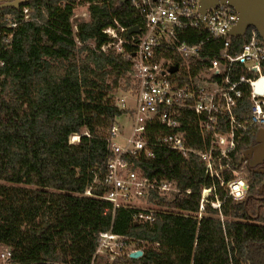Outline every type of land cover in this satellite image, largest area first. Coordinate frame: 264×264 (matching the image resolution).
Masks as SVG:
<instances>
[{"label": "trees", "instance_id": "1", "mask_svg": "<svg viewBox=\"0 0 264 264\" xmlns=\"http://www.w3.org/2000/svg\"><path fill=\"white\" fill-rule=\"evenodd\" d=\"M82 3L89 19L76 24V0H29L19 10L0 11V245L10 251L9 264H96L103 232L123 238L129 252L142 251L136 260L126 252L111 264H264V174L239 164L257 128L244 133L222 159L226 170L211 179L199 156L184 159L157 146V137L170 131L152 124L145 134L152 157L123 160L128 171L155 184L171 183L175 192L149 190L146 202L157 210L144 223L133 218L142 210L120 207L112 214V205L99 198L108 191V132L127 113L115 100L131 88L134 51L124 45V53L103 52L110 42L103 31L117 24L129 30L141 20L130 1ZM5 15L17 23L7 30L10 44L2 36ZM250 30L230 38V54L241 51ZM180 37L189 44L206 40L208 56L223 46L203 30ZM161 53L180 67L181 82L202 73L212 58L186 70L177 56ZM240 75L251 76L236 66L231 79ZM241 88L236 113L246 117L250 89ZM180 130L192 148L208 147L192 113L183 114ZM72 136L78 141L70 143ZM239 175L248 190L236 202L225 186ZM212 186L220 210L207 205L199 218L201 191Z\"/></svg>", "mask_w": 264, "mask_h": 264}, {"label": "built area", "instance_id": "2", "mask_svg": "<svg viewBox=\"0 0 264 264\" xmlns=\"http://www.w3.org/2000/svg\"><path fill=\"white\" fill-rule=\"evenodd\" d=\"M129 1L141 20V26H136L139 32L126 38L127 30L116 23V28L109 27L103 31L110 42L101 47L103 52L113 51L117 54L124 53V45L134 49L131 57L134 106L128 107V100L123 96L115 100L119 109L127 111L130 132L126 136L124 128L118 123L108 132L107 141L112 156L108 158L103 180L108 191L99 197L112 205V214L120 207L131 208L133 199H146L149 190L162 194L175 192L171 183L155 184L128 171L127 163L123 160L127 155L152 157L145 139L150 125L159 124L170 131L157 137V146L174 151L184 159L191 155L199 156L205 166V174L211 179L226 170L222 166L228 165H223L222 159L235 149L244 133L252 128H264V88L262 94L255 92V85H260L264 79V43L256 30L249 28L248 42L239 53L232 55L229 53L231 37L227 36V32L235 25L237 13L231 7L219 5L209 9L201 19L198 13L200 0ZM22 12L23 21H28L30 10L24 8ZM16 25L10 15L3 17L2 36L5 44H10L12 38V32L7 30L14 29ZM187 30H203L213 41H222L223 46L212 56L205 55L206 40L194 44L181 40L180 36ZM161 52L177 56L186 70L191 64L195 65L196 60L212 58L202 73L195 77L189 76L188 82H181L180 67L174 64V59L163 56ZM173 66H178V70L169 74L168 70ZM236 66L251 76L240 75L237 80H232ZM242 86L250 89L246 117L236 113L244 94ZM184 113L196 116L200 134L203 139L207 138L208 147L198 150L188 144L186 133L180 130ZM78 139V136H72L70 143ZM115 140L120 145L115 144ZM220 185L223 186V183ZM225 190L237 202L246 196L248 185L242 178H237L226 184ZM214 193V186L202 189L199 218L207 205L220 210L221 202ZM85 194L90 196V191ZM133 218L135 222H152V211L142 210ZM126 248L127 242L123 238L103 232L99 234L96 255L105 250L122 253ZM10 255V251L4 248L0 252V261L9 264Z\"/></svg>", "mask_w": 264, "mask_h": 264}, {"label": "water", "instance_id": "3", "mask_svg": "<svg viewBox=\"0 0 264 264\" xmlns=\"http://www.w3.org/2000/svg\"><path fill=\"white\" fill-rule=\"evenodd\" d=\"M48 2V0H45ZM129 0H121L127 2ZM29 0H0V11L6 8L19 10L23 4ZM219 5L231 7L237 13L235 25L227 32V36L231 38L243 37L249 28H253L258 33L260 39L264 43V0H200L198 13L201 19L209 9L216 8ZM139 32L138 27H133L126 32V38L132 34ZM178 70V66H173L168 70L169 74H174ZM262 84V85H261ZM264 79L255 85V92L263 93ZM255 147L246 150L240 158L239 164L249 162L251 168L257 167L264 162V129H260L255 135ZM256 173L264 174V170H254ZM129 258L138 259L142 256V251L135 250L129 253Z\"/></svg>", "mask_w": 264, "mask_h": 264}, {"label": "rangeland", "instance_id": "4", "mask_svg": "<svg viewBox=\"0 0 264 264\" xmlns=\"http://www.w3.org/2000/svg\"><path fill=\"white\" fill-rule=\"evenodd\" d=\"M82 0H76V8L74 10V23L76 24V22L79 21H88L89 19V14L87 12V5L86 4H79V2H81ZM74 24V31H76V26ZM132 88V92H130V89ZM131 88L129 87V91L124 93V92H120V96L126 97L127 101V106L132 108L133 105V82H131ZM130 92V93H129ZM118 124L121 125L124 130H125V135L127 136L129 134V125H130V120L128 118L127 114L122 115L121 117L117 118ZM115 144L120 145V142L118 140L114 141ZM239 177L242 178V175H239ZM130 207L134 208V209H139V210H149V211H153V210H157L156 207L150 206L147 204L146 199H133L132 202L130 203ZM4 247L0 246V252L3 251ZM131 248L127 247L124 252H122L123 254H125L126 252H128ZM122 253L116 252L114 250H105L102 251L98 256V259L96 261V264H111L112 261L118 257L119 255H121ZM0 264H3L0 261Z\"/></svg>", "mask_w": 264, "mask_h": 264}, {"label": "flooded vegetation", "instance_id": "5", "mask_svg": "<svg viewBox=\"0 0 264 264\" xmlns=\"http://www.w3.org/2000/svg\"><path fill=\"white\" fill-rule=\"evenodd\" d=\"M260 129H264V128H258L256 133L260 130ZM256 146V143H255V138H254V143L249 145L247 150L250 149L251 147H255ZM245 166H247L249 169L251 170H260V171H263L264 170V162L260 163L257 167H254V168H251L250 165H249V162H242ZM256 173V172H255ZM260 174V173H258Z\"/></svg>", "mask_w": 264, "mask_h": 264}]
</instances>
